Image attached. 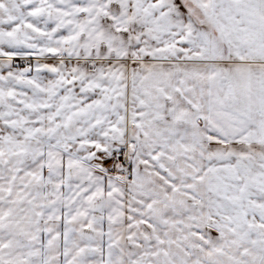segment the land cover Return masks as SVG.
<instances>
[{
	"label": "snow or ice",
	"instance_id": "1",
	"mask_svg": "<svg viewBox=\"0 0 264 264\" xmlns=\"http://www.w3.org/2000/svg\"><path fill=\"white\" fill-rule=\"evenodd\" d=\"M0 264H264V0H0Z\"/></svg>",
	"mask_w": 264,
	"mask_h": 264
}]
</instances>
